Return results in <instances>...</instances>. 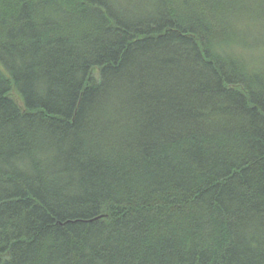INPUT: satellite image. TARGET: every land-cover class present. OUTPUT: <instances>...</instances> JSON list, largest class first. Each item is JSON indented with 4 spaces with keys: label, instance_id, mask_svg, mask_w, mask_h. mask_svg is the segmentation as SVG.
<instances>
[{
    "label": "trees",
    "instance_id": "16d2710c",
    "mask_svg": "<svg viewBox=\"0 0 264 264\" xmlns=\"http://www.w3.org/2000/svg\"><path fill=\"white\" fill-rule=\"evenodd\" d=\"M0 264H264V0H0Z\"/></svg>",
    "mask_w": 264,
    "mask_h": 264
}]
</instances>
